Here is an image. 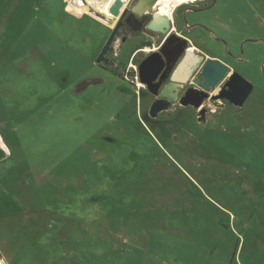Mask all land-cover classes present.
<instances>
[{
  "label": "rangeland",
  "instance_id": "374dc122",
  "mask_svg": "<svg viewBox=\"0 0 264 264\" xmlns=\"http://www.w3.org/2000/svg\"><path fill=\"white\" fill-rule=\"evenodd\" d=\"M70 2L109 14L106 0ZM204 2L188 19L239 58L204 48L252 87L164 128L128 80L72 92L99 72L108 20L65 0H0L5 264H264V0L192 3Z\"/></svg>",
  "mask_w": 264,
  "mask_h": 264
},
{
  "label": "flooded vegetation",
  "instance_id": "af4514ba",
  "mask_svg": "<svg viewBox=\"0 0 264 264\" xmlns=\"http://www.w3.org/2000/svg\"><path fill=\"white\" fill-rule=\"evenodd\" d=\"M65 1L78 11L85 12L92 16L88 11H84L72 4L70 0ZM113 1L114 0H106V2L109 3V6ZM123 1L122 6L119 8V15L105 19L108 20L106 22V27L108 28L107 37L117 22L120 21V25L107 53L103 56L101 63L95 62L99 72L88 74L83 77H101L102 83L98 85H90L86 90L91 86L105 85L107 79L110 77L128 80L130 84L135 86V91L138 92L140 96L138 99L139 104L146 106V118L159 123L164 128L167 123L177 126L178 122L184 117L187 119L195 118L198 121L210 118L212 113L217 112V110H212V105H223L225 102L234 104L237 98H239L241 88L233 79L236 74L240 75V73L236 72L231 63L227 65L220 61L217 57L221 54L218 48L214 49L209 47V54H203L201 58L197 60L196 65L192 66L189 72L177 75L174 72L176 65L178 61L186 55L188 46L193 42H190L187 37L179 35L178 32L176 30L173 31L172 28H170L164 35L156 34L147 28L148 22L151 20H158L159 16L162 14L156 3L158 0L146 10L144 9L145 5L139 4V0ZM202 1L204 0H196V2ZM182 6H186V13L188 12L190 15H197L208 8V4L205 2L201 7H195L193 4H184ZM143 9L144 11H142ZM139 10L142 12H139ZM106 15L109 16L111 14ZM177 15L178 13L175 10L173 17L171 18L169 16L171 23L175 22L176 18H178ZM183 15L184 16L181 17L182 21H188L187 15L184 14V12ZM196 24L204 26L198 22H196ZM208 26L205 25L204 27L210 33V36L207 34L204 40L207 41V39H209L214 41L216 47H221L224 55H231L232 57L230 56V59L232 58L236 60L235 54L231 53L223 46L222 39L215 37L213 29ZM219 42H221V45L217 44ZM155 51L160 52L164 58L163 65L156 75V83L152 86L157 94L150 92L145 84L143 87H140L137 86L135 82L136 77L138 81H140L138 76L140 63L150 53ZM176 57V63L173 64L171 62L168 64L166 59H174ZM123 58H126V60ZM208 61H217L226 67V72L214 87L204 86L200 83L203 80L199 76L200 68ZM174 75H177V77H174ZM161 92L164 93L163 96L160 95ZM159 98H166V100H168V108L159 111L156 116L152 117L149 115V107L155 99ZM199 99L201 100V103L196 106L195 102ZM218 105L216 107H218ZM162 131L163 128L160 126L158 132ZM171 137L172 134L170 135V138Z\"/></svg>",
  "mask_w": 264,
  "mask_h": 264
},
{
  "label": "water",
  "instance_id": "95a60500",
  "mask_svg": "<svg viewBox=\"0 0 264 264\" xmlns=\"http://www.w3.org/2000/svg\"><path fill=\"white\" fill-rule=\"evenodd\" d=\"M83 3H87L86 0H82ZM123 0H114L112 4L108 7V13L111 15H106L100 12L99 10H96L92 6H87L86 11L95 14L96 16H99L104 19H109L112 17H116L119 15V8L123 4ZM156 0H139V4L145 5V10L148 9L150 6H152ZM144 7V6H143ZM144 9L142 11H144ZM139 10V12H142ZM120 25V21L115 24L113 27L112 31L106 38L105 42L103 43L99 53L97 54V57L95 59L96 63H101L103 56L107 53L114 36L116 34V31L118 30ZM174 27V24L171 23V20L169 16L161 14L159 16L158 20H151L147 24V28L151 30L152 32L160 35H164L170 28ZM168 64L169 63H176L177 57L174 59H166ZM164 62L163 55H161L160 52L155 51L150 53L141 63L139 66V80L145 84L150 92L153 94H157V92L153 89L152 86L156 83V75L160 71L162 65ZM178 62L175 68V74H178L179 71L178 69L182 64ZM179 65V66H178ZM192 65H188L186 69V72H189L191 69ZM183 68V67H182ZM226 72V67L223 66L220 62L217 61H208L205 63L204 66L200 68L199 71V76L203 79L200 83L203 84L204 86H210L214 87L218 84L220 79L222 78L223 74ZM174 77H177V75H174ZM102 78L101 77H87L79 80L75 85H74V93L76 92H81L85 90L88 86L90 85H98L102 83ZM238 86L241 88V93L239 95V98L235 101V103H240L243 102L245 97L248 95V92L250 91V86L248 84L244 83V79L241 75L236 74L235 78L233 79ZM161 96L164 95L163 92L160 94ZM169 97V96H167ZM201 100H197L195 102V105L198 106L200 105ZM169 105L168 100L166 98H159L155 99L150 107H149V115L154 117L157 115V113L161 110L167 109Z\"/></svg>",
  "mask_w": 264,
  "mask_h": 264
},
{
  "label": "crops",
  "instance_id": "0c3cea01",
  "mask_svg": "<svg viewBox=\"0 0 264 264\" xmlns=\"http://www.w3.org/2000/svg\"><path fill=\"white\" fill-rule=\"evenodd\" d=\"M193 3H195V2H193ZM193 3H190V4H193ZM182 5H184V4L177 5V7L175 9L176 12L178 13V15H177L178 18H176L175 22L173 23L174 27H172V30L173 31L176 30L179 35H183V36L187 37L190 40V42H193V43H190V45L188 46L187 52H186L187 56L190 57V55H191V58H190L191 60H189V62L187 61L188 63L185 61L186 62L185 68H187L188 65L195 66L196 63H197V60L199 58H201V56L203 54H206V55L209 54L208 53L209 52V48H207V47L204 48L203 44L206 42L204 40V38L206 37L207 34H209V36H210V33L207 31V29L204 26L196 24L197 21H193V20H189L188 19V21L186 20V21L183 22L182 19H181V17L184 16L183 12H184V14L187 15V18L189 17L190 13H188V12L186 13V10H185L186 6H182ZM181 7H182V10H181ZM82 13H85V12H82ZM200 32H202L203 36H205L204 38L200 35ZM208 40L209 39H207V41ZM209 41H212V40H209ZM221 42H219L217 44L221 45ZM222 44H223V42H222ZM186 55L183 58H186L187 57ZM217 57L220 59V61L222 63L229 65V61H227L224 57H222V55L221 56H217ZM236 57L239 58V56H237V55H236ZM192 66H191V68H192ZM185 72H186V69H184V68H183V70L180 69L178 75L179 74H184ZM240 75L242 76V73H240ZM77 82H75V84ZM244 83L248 84L250 86V90H251L252 86L245 79H244ZM72 92L74 93V86H73V91ZM216 106L212 105L211 106L212 110H217Z\"/></svg>",
  "mask_w": 264,
  "mask_h": 264
},
{
  "label": "bare ground",
  "instance_id": "6f19581e",
  "mask_svg": "<svg viewBox=\"0 0 264 264\" xmlns=\"http://www.w3.org/2000/svg\"><path fill=\"white\" fill-rule=\"evenodd\" d=\"M196 0H158V2H156L159 6V11L162 13V14H166L167 16H170L171 18L173 17V13L177 7V5L179 4H188V3H192V2H195ZM157 6V7H158ZM188 54V53H187ZM187 56V55H186ZM193 57V56H192ZM191 58V55L190 57L187 56L182 64V66H180V68L178 69V71L181 69L183 70V68L185 69V66H186V62ZM186 61V62H185ZM187 62V63H188ZM192 63V62H191ZM183 67V68H182ZM178 75V74H177ZM0 264H5L1 259H0Z\"/></svg>",
  "mask_w": 264,
  "mask_h": 264
},
{
  "label": "built area",
  "instance_id": "2783aa9c",
  "mask_svg": "<svg viewBox=\"0 0 264 264\" xmlns=\"http://www.w3.org/2000/svg\"><path fill=\"white\" fill-rule=\"evenodd\" d=\"M136 85L137 86H140V87H143L144 86V84L143 83H141L140 81H138V79H137V77H136Z\"/></svg>",
  "mask_w": 264,
  "mask_h": 264
}]
</instances>
